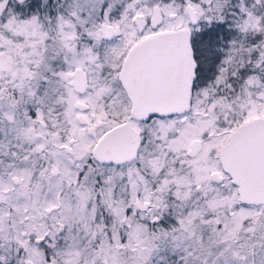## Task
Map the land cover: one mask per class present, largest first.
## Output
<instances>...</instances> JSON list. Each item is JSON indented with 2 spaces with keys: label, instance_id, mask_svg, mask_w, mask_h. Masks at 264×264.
I'll return each mask as SVG.
<instances>
[{
  "label": "snow or ice",
  "instance_id": "6c2138e0",
  "mask_svg": "<svg viewBox=\"0 0 264 264\" xmlns=\"http://www.w3.org/2000/svg\"><path fill=\"white\" fill-rule=\"evenodd\" d=\"M0 264H264V0H0Z\"/></svg>",
  "mask_w": 264,
  "mask_h": 264
}]
</instances>
